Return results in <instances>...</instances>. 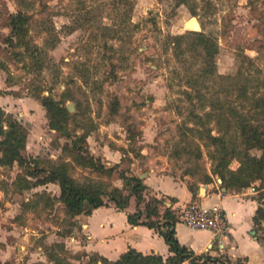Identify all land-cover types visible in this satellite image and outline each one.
Instances as JSON below:
<instances>
[{
	"label": "rangeland",
	"instance_id": "374dc122",
	"mask_svg": "<svg viewBox=\"0 0 264 264\" xmlns=\"http://www.w3.org/2000/svg\"><path fill=\"white\" fill-rule=\"evenodd\" d=\"M17 11L28 15L22 37L9 25ZM191 31L218 43L219 77L196 86L186 74L200 58L180 62L170 42ZM243 83L246 111L251 96L264 91V0H0V106L27 131L26 165H0V264L100 263L82 250L84 235L66 215L59 186L38 184L35 168L64 164L77 182L109 190L123 187L121 173L145 180L152 172L204 187L217 164L207 130L218 135L226 128L215 120L194 123L191 110L202 116L210 110L185 91L232 101ZM43 98L73 106L57 129ZM90 157L113 171L91 168ZM238 165L232 158L229 168Z\"/></svg>",
	"mask_w": 264,
	"mask_h": 264
},
{
	"label": "trees",
	"instance_id": "16d2710c",
	"mask_svg": "<svg viewBox=\"0 0 264 264\" xmlns=\"http://www.w3.org/2000/svg\"><path fill=\"white\" fill-rule=\"evenodd\" d=\"M27 19L28 15L23 11H17L10 15L11 35L22 37L25 34L24 26ZM171 38L170 42L173 45L174 55L180 62L186 63L190 56L200 58L199 67H194L193 63H190L187 68V81L196 86L219 77L214 60L215 55L218 53L216 38L202 31H191ZM182 42H186V46L182 47ZM188 53H191V55ZM29 55L33 56V52L30 51ZM255 86L250 85L252 88ZM248 87L249 85L246 83L241 84L237 88L236 100L232 101L231 99L220 101L216 96L208 99L203 97L202 99L199 91H194V94L188 91L185 92L190 100L198 98L201 108L208 106L210 110L206 111L203 116L191 110L190 113L194 123H202L206 119L205 121L215 120L218 125L225 124L226 129L221 127V134L212 135L208 130L206 133L207 139L210 141L209 144L215 145L211 156L217 160V164L211 169V175H215V179H220V187L226 190L249 186L258 189L257 201L259 205L253 216V224L254 230L261 232L264 236V91L262 95L251 96L252 102L246 111H242L246 108V105L239 100L250 98L247 96ZM230 92L227 90V93ZM3 93L4 91L0 89V95ZM41 103L48 113L50 127L57 129L65 122L68 117L65 107L44 98L41 99ZM232 126L236 127L235 131L238 134L228 136ZM186 129L195 130L193 127H186ZM201 134L203 133L200 132V137ZM26 136L27 131L22 123L10 115H6L0 106V165L11 164L14 161L22 166L26 165V158L22 153L25 148ZM253 148L262 150L261 156L257 157L250 154L249 150ZM232 158L238 159L239 165L236 169L229 168ZM92 159L90 157V163H87L91 168L106 170L107 172L113 171V168H106L103 164L93 163ZM38 172L42 173L38 184L52 182L59 186L58 199L64 204L65 213L68 217L74 218L79 214H90L92 209L108 206L109 204H113L120 210H125L133 202L134 211L127 213L129 223L142 224L157 230L173 253L164 260L160 255H144L133 248H129L113 261L93 253V255L100 258V263L97 261L95 264H178L186 259H191L192 263L198 264L195 261L198 257H194L193 252L181 245L175 237L173 226L177 221V217L171 207H166L163 198L146 196L147 186L139 175L128 176L121 173L120 178L123 180V187H113L109 190L97 183L77 182L68 174L67 167L64 164L57 167L51 166L50 170L35 168L30 173L33 175ZM211 175H206V180L203 183H211L214 180ZM195 188L196 186L188 185L190 191H194ZM221 260L226 264H247L245 258H237L231 261L230 258L223 257Z\"/></svg>",
	"mask_w": 264,
	"mask_h": 264
},
{
	"label": "crops",
	"instance_id": "0c3cea01",
	"mask_svg": "<svg viewBox=\"0 0 264 264\" xmlns=\"http://www.w3.org/2000/svg\"><path fill=\"white\" fill-rule=\"evenodd\" d=\"M193 21L189 19L188 23ZM143 182L147 186L145 195L166 198L169 202L164 201V204L170 206L175 215L190 202H195L204 210L217 207L223 211L228 228L220 236L207 229H191L178 220L174 223L175 237L193 252L194 257H198L195 259L198 264H226L221 260L223 257L231 261L245 258L247 264H264V236L254 230L253 224L259 205L255 189L226 190L215 179V182L204 184V194L201 195L200 187L190 191L183 181L155 172L147 173ZM133 211L132 202L125 210L109 204L92 209L90 214L75 216L84 235L82 250L112 261L129 248L144 255H160L164 260L171 256L173 253L157 230L129 223L127 213ZM9 264H18V261L9 260ZM178 264L194 263L186 259Z\"/></svg>",
	"mask_w": 264,
	"mask_h": 264
},
{
	"label": "built area",
	"instance_id": "2783aa9c",
	"mask_svg": "<svg viewBox=\"0 0 264 264\" xmlns=\"http://www.w3.org/2000/svg\"><path fill=\"white\" fill-rule=\"evenodd\" d=\"M220 183V179H217ZM254 191V188H250ZM177 220L191 229H207L220 236L227 230V223L223 211L217 207L209 210L200 208L195 202H190L180 208L176 214Z\"/></svg>",
	"mask_w": 264,
	"mask_h": 264
},
{
	"label": "water",
	"instance_id": "95a60500",
	"mask_svg": "<svg viewBox=\"0 0 264 264\" xmlns=\"http://www.w3.org/2000/svg\"><path fill=\"white\" fill-rule=\"evenodd\" d=\"M66 109H67L68 111H72V110H73V106H72V104H71V103L67 104V105H66ZM139 177L142 179V175H139ZM202 190L204 191V187H200V192H202Z\"/></svg>",
	"mask_w": 264,
	"mask_h": 264
},
{
	"label": "bare ground",
	"instance_id": "6f19581e",
	"mask_svg": "<svg viewBox=\"0 0 264 264\" xmlns=\"http://www.w3.org/2000/svg\"><path fill=\"white\" fill-rule=\"evenodd\" d=\"M203 191V190H202Z\"/></svg>",
	"mask_w": 264,
	"mask_h": 264
}]
</instances>
